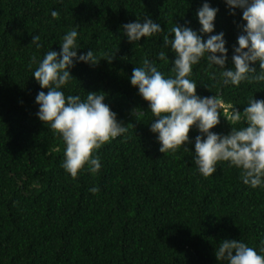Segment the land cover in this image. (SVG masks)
Returning <instances> with one entry per match:
<instances>
[{
	"label": "trees",
	"instance_id": "16d2710c",
	"mask_svg": "<svg viewBox=\"0 0 264 264\" xmlns=\"http://www.w3.org/2000/svg\"><path fill=\"white\" fill-rule=\"evenodd\" d=\"M203 2L0 0V264H220L215 248L223 239L257 247L264 235V188L244 185L227 162L207 178L200 175L183 148L159 152L150 113L139 121L129 115L132 108L147 110L129 82L133 67L145 57L155 60L161 50L170 61L174 54L162 49L163 34L133 45L118 29L145 15L165 31L174 24L198 30L195 13ZM207 2L219 9L212 34L225 33L230 57L242 12L232 16L223 0ZM76 25L78 54L91 48L114 57L94 66L76 64L70 70L75 79L63 90L82 98L105 93L104 103L128 131L99 149L98 174L82 170L72 178L60 166L61 138L35 115V96L47 89L29 65L50 48L59 51L60 37ZM34 35L42 48L30 43ZM156 63L167 75L170 62ZM213 71L204 60L193 67L198 95L217 94L241 111L249 96L264 99V83L223 86L218 73L212 79ZM229 130L223 116L211 129ZM197 134L190 130V139ZM182 147L193 150L192 144ZM93 186L100 191L90 193Z\"/></svg>",
	"mask_w": 264,
	"mask_h": 264
},
{
	"label": "clouds",
	"instance_id": "9594fccd",
	"mask_svg": "<svg viewBox=\"0 0 264 264\" xmlns=\"http://www.w3.org/2000/svg\"><path fill=\"white\" fill-rule=\"evenodd\" d=\"M223 2L229 15L235 16L237 10L242 12L237 24L239 35L231 46L230 57L225 33L212 34L219 9L210 6L207 0L195 13L198 30L186 24H174L165 31L160 23L145 15L118 29L133 45L141 38L163 34L162 49L174 54L170 61L161 50L155 60L145 57L140 66L133 67L129 82L147 103V110L132 108L129 115L139 121L150 113L149 131L155 135L159 152H176L183 148L191 153L192 163L200 175L207 178L217 172L218 163L227 162L228 167L239 170L244 185L264 188V99L249 96L241 111L235 105H225L217 94L198 95L197 82L190 79L193 67L204 60L214 69L212 79L218 73L223 86L264 83V0ZM51 16L57 18L59 13L52 11ZM78 27L60 37L59 51L50 48L42 59L33 57L29 65L39 87L47 89L35 96L34 102L38 105L35 115L61 138L63 161L60 166L72 178L82 170L90 175L98 174L102 167L99 149L128 131V124L118 120L117 113L104 103L105 93L88 92L82 98L79 94L66 95L63 90L75 79L70 70L76 64L94 66L101 59L111 61L114 57L107 53L98 56L91 48L78 54L81 48L77 42ZM30 43L37 49L43 47L39 35L32 36ZM157 60L170 62L167 75L159 70ZM229 63L231 66L226 67ZM32 64L36 65L34 70ZM221 116L230 122L227 133L211 131L220 124ZM193 129L198 134L190 139L189 132ZM187 144L193 145L192 151L182 147ZM99 191L98 186L89 189L92 194ZM215 258L220 264H264V235L257 247L249 246L242 239H223L215 248Z\"/></svg>",
	"mask_w": 264,
	"mask_h": 264
}]
</instances>
